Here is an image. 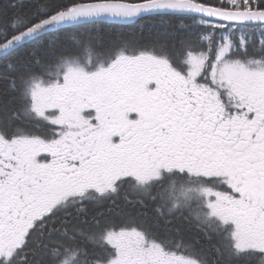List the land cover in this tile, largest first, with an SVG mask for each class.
<instances>
[{
    "label": "snow or ice",
    "instance_id": "1",
    "mask_svg": "<svg viewBox=\"0 0 264 264\" xmlns=\"http://www.w3.org/2000/svg\"><path fill=\"white\" fill-rule=\"evenodd\" d=\"M0 264H264V0H0Z\"/></svg>",
    "mask_w": 264,
    "mask_h": 264
},
{
    "label": "trees",
    "instance_id": "2",
    "mask_svg": "<svg viewBox=\"0 0 264 264\" xmlns=\"http://www.w3.org/2000/svg\"><path fill=\"white\" fill-rule=\"evenodd\" d=\"M152 26V22L151 21H141L139 23H135V24H131V25H122V26H117L119 30L121 31H139L142 29H147L149 27ZM89 27H93V26H89ZM95 27H100L103 28L105 30H111L112 26L110 24H103V25H97ZM150 212V210H148ZM179 223V225H183V222L181 221H177L176 224ZM210 243V241H207L205 244Z\"/></svg>",
    "mask_w": 264,
    "mask_h": 264
},
{
    "label": "flooded vegetation",
    "instance_id": "3",
    "mask_svg": "<svg viewBox=\"0 0 264 264\" xmlns=\"http://www.w3.org/2000/svg\"><path fill=\"white\" fill-rule=\"evenodd\" d=\"M181 222H183V221H181ZM176 226H178V227H182V228H186V227H188V225H187L185 222H183V225H182V226L179 225V223H177ZM206 242H207V240L202 241V243H206Z\"/></svg>",
    "mask_w": 264,
    "mask_h": 264
}]
</instances>
